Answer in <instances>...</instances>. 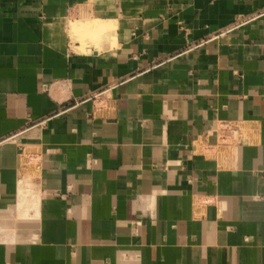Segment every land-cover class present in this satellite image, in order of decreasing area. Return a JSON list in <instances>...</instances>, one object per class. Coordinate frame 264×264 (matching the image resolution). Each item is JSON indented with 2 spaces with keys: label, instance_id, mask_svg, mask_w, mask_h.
Instances as JSON below:
<instances>
[{
  "label": "crops",
  "instance_id": "1",
  "mask_svg": "<svg viewBox=\"0 0 264 264\" xmlns=\"http://www.w3.org/2000/svg\"><path fill=\"white\" fill-rule=\"evenodd\" d=\"M0 264H264V0H0Z\"/></svg>",
  "mask_w": 264,
  "mask_h": 264
},
{
  "label": "built area",
  "instance_id": "2",
  "mask_svg": "<svg viewBox=\"0 0 264 264\" xmlns=\"http://www.w3.org/2000/svg\"><path fill=\"white\" fill-rule=\"evenodd\" d=\"M255 17H239L232 22L227 31H233L249 24Z\"/></svg>",
  "mask_w": 264,
  "mask_h": 264
},
{
  "label": "rangeland",
  "instance_id": "3",
  "mask_svg": "<svg viewBox=\"0 0 264 264\" xmlns=\"http://www.w3.org/2000/svg\"><path fill=\"white\" fill-rule=\"evenodd\" d=\"M91 25V24H90Z\"/></svg>",
  "mask_w": 264,
  "mask_h": 264
}]
</instances>
